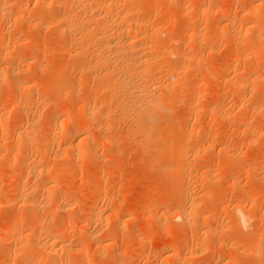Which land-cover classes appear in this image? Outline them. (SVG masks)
I'll list each match as a JSON object with an SVG mask.
<instances>
[{"label":"rangeland","instance_id":"rangeland-1","mask_svg":"<svg viewBox=\"0 0 264 264\" xmlns=\"http://www.w3.org/2000/svg\"><path fill=\"white\" fill-rule=\"evenodd\" d=\"M13 1L7 0L9 4L15 6L16 11L13 6L7 8H11L9 13L6 11L10 20L12 17V22L9 19L5 20L6 13L4 19L0 16L4 20H0V32H3L0 33V53L9 52H7L9 57L5 60L15 65L16 69H14L19 77L16 82H21V87L23 83L33 85V91L36 90L28 94V103L30 104L33 99L43 101L44 104L38 102L36 105L35 101H32L33 103L28 104L25 110H17L12 100L20 91L19 84L14 86L16 83L10 85L0 81V103H5L3 106L0 104L3 107L0 110L4 109L5 114L8 113L5 116L7 123H4L7 128L3 127L2 131L0 130V195L2 196L0 198V264H51L49 263L53 259L51 255L44 251V253L39 250L37 252L31 245L32 242L34 243L31 241L32 236L34 240H39L40 237V240L44 241L46 232L59 233L61 237L67 238L68 244L74 246L70 247L67 244V247L72 249L82 246L81 252L87 255L89 261L86 264H264V89H262L264 88V57L261 55L264 51L262 50L264 41L259 43V40H256L254 34L257 31L244 33L246 23L254 26L253 30L260 28L258 31L264 32V10L260 12L259 22L250 20V16L247 15L253 10L251 8L256 0H194L189 8L184 4L185 0H152V4L150 1L126 0L128 4H119L125 6L121 10L126 8L129 10L130 7L134 9V5L135 8L139 6L138 10L134 9L136 12L132 9L135 12L133 17L136 18L137 15V19L150 21L149 28L142 29L145 33L141 32V35L148 36L149 33L160 35L155 41L146 38L144 48L153 55L163 48L174 53L162 57L156 56L157 58L154 55V60L152 59V68H156L152 71L160 70L158 66L163 68L155 71L154 77L160 79L157 75H161L163 71L161 80L169 79L168 82L172 81L169 83L173 85L164 87L159 81V84L152 87L160 108H157L158 112L151 113L155 114L154 122L156 120L159 122L155 123L156 130L158 129L159 134H162L163 142L159 140L160 138L150 140L146 148L149 150L143 146L145 138L141 134L136 135L134 130L139 123H134L130 111L129 114L126 113L127 109H123L118 103L121 93L114 87L111 88L114 90H103V87H100L101 76L98 75L99 82L96 79L98 77L91 75L92 72L99 70L96 66L90 65L93 64L89 57L91 54L87 56L95 43L84 41L80 37L82 29L80 27L65 30L59 24L57 27L61 31H58L56 19L62 12V6L57 4L58 6L53 9L50 8L47 2L50 4L51 0H44L46 2L43 3L38 1L36 5L34 0ZM200 6L205 9L204 12H199ZM18 7H24L27 11L26 14L24 13L26 16L17 13ZM75 8L74 13L79 14L81 10ZM171 18L174 20H171L173 23L169 26ZM5 24L14 25L12 28ZM6 27L10 29L7 30ZM157 29L166 31L164 30V34L161 32L159 34L156 32ZM69 36L76 38L79 44ZM247 46L249 49L252 48L248 50ZM253 46L257 47L259 52L251 51ZM72 48L77 49L75 51ZM73 52H76V55ZM243 52L248 54L244 55ZM177 53L184 55L183 59L179 58ZM239 54L241 55L238 56ZM234 56L238 58H233ZM1 59L4 58H0V63ZM167 70L169 74H166ZM31 71L35 73L31 74L32 77L29 75ZM60 73L65 75L61 76ZM92 77L94 79H90ZM79 79L81 80L78 84L75 83ZM47 85L59 86L66 93L61 90L58 99L52 95L42 96L38 90ZM71 92L75 98L70 100L68 96ZM7 94L12 95L9 101ZM121 97L123 98V95ZM49 103H56L57 108H51ZM81 106L93 107L94 112L97 111L92 121L84 118L85 114L81 109L82 114L77 112L69 118L61 115L73 112L76 107ZM34 109L38 110L41 118L37 116L39 119L36 118L37 122L34 121L36 122L34 124L38 128L34 132H29L28 137H35L32 138L33 141L44 137L49 139L47 147L51 158H48L47 152L45 158L48 160H46L50 161L52 168L63 165L66 168L63 167V174L57 177L56 181L54 180L55 183L53 181L55 192L57 191V194L60 192L57 198L63 196L62 201L54 198L55 203L52 196H48L49 200L43 190L39 191L41 180L38 177L34 179L32 172L21 166L22 160L27 163L38 160L44 162L45 158L42 156L44 154L34 151V147L38 150L36 147L39 143L32 141L29 143L30 138L27 139L28 141L24 139L23 141H27L29 145L26 147L27 144L21 141L25 149L20 152L13 150L16 129L27 125L26 119ZM57 114L63 117V120L60 119L66 127L79 128L84 121L90 124L84 123L88 125L86 127L89 131H86L90 135L86 134L89 139L84 141L83 149H86H84L85 156L86 153L93 156L87 155L84 158L82 156L79 163L78 159L68 158L70 155L67 156V152L61 148L76 147L80 135L71 134L52 138V135H49L52 131L49 122L52 123V116ZM219 114L227 118L219 120L217 117ZM132 123L135 128L134 126L132 128ZM178 142L182 144L179 145L180 147L185 145L183 147L185 154L177 159L175 149L178 148ZM170 147L174 153L171 152ZM160 151L165 153L160 155ZM65 152L66 154L63 155ZM19 167L24 170L20 171ZM18 170L22 173H19L20 175L15 179L14 171ZM29 187L31 189H28ZM151 188H154L155 192L150 196L147 193ZM35 193L38 194V198ZM42 194L46 197H42ZM31 198L44 205L43 208H38L39 211L41 209L40 212L38 210L34 212V208L21 203L22 199L27 201L32 200ZM63 199L68 201L69 206L63 202ZM183 199L184 201L181 202ZM185 200L189 204L184 203ZM72 202L76 207L70 205L74 204ZM185 204L195 206V209L198 207V214L189 217L191 220L188 218L184 223L181 219H174L173 215L178 209L181 212L189 207ZM180 205L185 207H181L183 209L180 210ZM235 205L241 206L250 217L249 222L247 221L243 227L235 223L232 218ZM199 211L203 215H200ZM92 213L97 216L94 221ZM206 213L210 214L207 219L204 218ZM87 215L89 220L86 219ZM34 218L37 219L38 224L44 220L42 223L45 222L46 226L43 224L45 230H40L38 225L31 228L20 225L21 221L26 222ZM69 218L74 219L69 222ZM82 218L86 219V222ZM13 219L19 222L17 226L21 230V237L18 236L17 229L14 232L10 227ZM46 228L50 229L46 231ZM90 231L98 235L102 233L100 236L97 235L99 238L96 236L98 243L96 241L91 243L87 239L86 236ZM111 232L113 235L104 241L103 238ZM16 233L19 238L23 237L22 239L24 235H30L31 240L25 238L23 241L30 246V249L18 246L22 239L16 237ZM79 252L74 251L72 258H77Z\"/></svg>","mask_w":264,"mask_h":264},{"label":"bare ground","instance_id":"bare-ground-1","mask_svg":"<svg viewBox=\"0 0 264 264\" xmlns=\"http://www.w3.org/2000/svg\"><path fill=\"white\" fill-rule=\"evenodd\" d=\"M2 1V0H1ZM0 1V16H2V18L4 19V17L3 16H5L4 14L6 13V11L8 12V11H11V8L10 9H7V8H9V7H11V6H13V5H11V4H9L8 2L10 1V0H8V2H7V0H6V2H5V0H3L2 2ZM23 1H25V0H23ZM40 2V1H42V3H43V1L44 0H34V5H36L37 4V2ZM49 1V0H48ZM132 1V0H131ZM139 1V0H138ZM144 2H148V1H152V0H143ZM142 1V2H143ZM193 1L194 0H185V5H186V7H188L189 8V6H191L192 4H193ZM12 2H14L13 0H12ZM19 2V1H18ZM44 2H46V1H44ZM128 2V1H127ZM141 2V1H140ZM149 2V3H150ZM169 2V1H168ZM256 3L254 4V6L251 8V9H253L251 12H249V11H247V12H249L247 15H249L250 16V20L252 19V20H255V21H261V15H260V12L262 11V10H264V0H256L255 1ZM130 3V2H129ZM135 3H138V2H136L135 1ZM154 3V2H153ZM156 3V2H155ZM161 3V2H160ZM12 4H14V3H12ZM20 4V3H19ZM62 6V12L57 16V19H56V23L55 22H52V23H54V25L56 24V27L60 24V26L61 27H63L62 29H68V30H71L72 28H75L76 27V29L77 28H82L81 30H80V34H81V36L80 37H82V39H84V41L86 40H89V42H93V43H95V44H93L94 45V47L92 48V52L90 51V53L89 54H87V56L88 55H90L89 57H91L90 59H92L91 61H92V63L93 64H90V65H94V66H96L97 67V69H99L97 72L96 71H94V72H92L91 73V75H95L96 77H98V75L99 76H101V85H100V87H103V90L105 89V90H114L115 88V90H117V91H119V93H121V96L123 95V98L120 96V98L121 99H119V104H121L122 106H123V109L124 108H126L127 109V111H126V113L128 112V111H130V113L132 114V118L131 119H133L132 121H134V123H136V122H138L139 124H137L136 126H137V129H134V130H136V135H137V133H138V135L139 134H141L142 136H143V138H145V140H144V142H143V146H144V148L146 149L147 147H148V143H149V141L150 140H157V139H159L160 141H162L161 139V135L159 134V132L156 130V128H157V126H156V124L155 123H159L158 122V120H156L155 122H154V120H155V112H158V111H156V110H158L160 107H158V102L156 101L157 99H155L156 98V96L154 97V94L155 93H153L152 92V90H153V86H155L156 84H159L160 82L162 83V84H160V85H163L164 87L165 86H169L170 87V85H173V84H171L172 83V81H169V82H171V83H169L168 82V80H166V79H164V78H162L163 80H161V76H162V74H163V71H161L162 73H161V75H157V76H160V79H159V77H154V75H155V71H157V70H154V71H152L153 69H156V68H152V64H153V56L155 55V57L156 56H158V57H162V56H167V55H170V54H174V53H172L170 50H166V49H164L163 48V50H160V51H158L157 53H155L154 55L150 52V51H148V49L147 48H144L143 47V45H145L146 44V42H147V40H156L159 36L158 35H156V33H149V37L148 36H143V35H141L140 33L142 32V29H144V30H146L147 29V27L150 25L149 24V22L150 21H147V19H146V21L145 20H140V19H137V15H136V18L135 17H133V15H134V13L136 12V10H134V9H137V8H135L136 7V5H134L135 7H134V11L132 10V9H130L129 8V10L126 8V9H124V10H121V8H123V7H125V6H121V5H119V4H128V3H126V0H51L50 1V4H49V2H47V5H49V6H51L50 8H52L53 9V7H56V6ZM132 5L134 4V3H131ZM130 4V5H131ZM151 4H152V2H151ZM158 4V3H157ZM170 4V3H169ZM15 5V4H14ZM43 5V4H42ZM45 6H46V3L44 4ZM139 5V4H138ZM121 6V7H120ZM128 6V5H127ZM152 6V5H151ZM156 6V5H155ZM14 7V9H15V11H16V8H15V6H13ZM12 7V8H13ZM37 7V6H36ZM48 7V6H47ZM46 7V8H47ZM79 8V11L81 10V12H79V14H76V13H74V8ZM133 7V6H132ZM147 7H148V5H147ZM146 7V8H147ZM153 7V6H152ZM158 7V6H157ZM159 7H160V5H159ZM170 7V6H169ZM76 8H75V10H76ZM151 8V7H150ZM199 8V12H204L205 11V9L204 8H202L201 6L200 7H198ZM7 9V10H6ZM13 9V10H14ZM27 9V8H26ZM32 9V8H31ZM49 9V8H48ZM33 10V9H32ZM42 10V9H41ZM51 10V9H50ZM138 10V9H137ZM247 10V9H246ZM26 10H24V7L23 8H20V7H18V9H17V13L18 14H23L24 15V13L26 14V12H25ZM34 11V10H33ZM37 11V10H36ZM47 11V10H46ZM53 11V10H52ZM139 11H142V10H139ZM155 11V10H154ZM164 11V10H163ZM38 12V11H37ZM41 12V11H40ZM263 12V11H262ZM9 13V12H8ZM8 13H6V16H7V14ZM14 13V12H13ZM35 13V12H34ZM139 12L137 11V14H138ZM28 14V13H27ZM41 14V13H40ZM245 14V13H244ZM14 15V14H13ZM20 15V16H21ZM38 15V14H37ZM36 15V16H37ZM49 15V14H48ZM246 15V14H245ZM5 16V18H7V19H5V20H8L9 18H8V16L6 17ZM9 16H11V15H9ZM15 16H16V14H15ZM19 16V15H18ZM24 16H26V15H24ZM141 17V16H140ZM148 17V16H147ZM39 18V17H38ZM142 18V17H141ZM146 18V17H145ZM153 18V17H152ZM156 18V17H155ZM14 19V18H13ZM37 19V18H36ZM0 20H2L1 19V17H0ZM10 20V19H9ZM15 20V19H14ZM38 20V19H37ZM41 20V19H40ZM156 20V19H155ZM174 20V18L172 19H170L169 21V23H168V25L170 26L171 25V23H173L172 21ZM249 20V19H248ZM249 20V21H250ZM2 21H4V20H2ZM11 22H12V17H11V20H10ZM249 21H247V22H249ZM10 22V23H11ZM166 22V21H165ZM9 23V22H8ZM14 23V22H13ZM18 23V22H17ZM16 23V24H17ZM252 23V22H251ZM255 23V22H254ZM2 24H4V23H2ZM12 24V23H11ZM11 24H5V25H7V26H9L10 25V27H12L13 28V25L11 26ZM15 24V25H16ZM35 24V23H34ZM51 24V23H50ZM165 24V23H164ZM166 24H167V22H166ZM260 24V23H259ZM40 25V24H39ZM53 25V24H52ZM38 26V25H37ZM230 26V25H229ZM262 26V25H261ZM60 27V28H61ZM165 27V26H164ZM254 27V26H253ZM251 25L249 26L247 23H246V26H245V28H244V33H247L248 34V32H250V31H257V33H255L254 35H255V37H256V40H259V43H260V41H264V32L262 33V32H260V31H258L257 29L255 30H253L252 28H253ZM2 28V27H1ZM49 28V27H48ZM58 28V27H57ZM146 28V29H145ZM149 28V27H148ZM258 28V27H257ZM264 28V27H263ZM263 28H262V30H263ZM6 29H7V27H6ZM8 29H10V28H8ZM7 29V30H8ZM144 30H143V32H142V34H144L145 32H144ZM158 30V29H157ZM165 30V29H164ZM164 30L162 31V29L161 30H158V31H156L157 33H159L160 34V32L162 33V34H164L163 32H164ZM4 31H5V29H4ZM11 31V30H10ZM55 31V30H54ZM58 31H59V28H58ZM61 31V30H60ZM59 31V32H60ZM155 31H153V32H155ZM166 31V30H165ZM59 32H57V33H59ZM63 32L64 31H62V34H63ZM0 33H3L2 31L0 32ZM7 34H8V32H7ZM61 34V35H62ZM65 34V33H64ZM148 34V33H147ZM161 34V35H162ZM69 35V34H68ZM70 35H72V34H70ZM237 35V34H236ZM235 35V36H236ZM243 35V34H242ZM4 36V35H3ZM72 36H74V35H72ZM141 36H143V37H141ZM171 36V35H170ZM60 37V36H59ZM62 37L63 36H61V39H62ZM70 38H71V36H69ZM167 37V36H166ZM246 37V36H245ZM254 37V36H253ZM68 38V37H67ZM70 38H68V39H70ZM73 38V37H72ZM71 38V39H72ZM146 38H148L147 40H146ZM29 39V38H28ZM70 39V40H71ZM81 38H80V40H82ZM159 39V38H158ZM168 40H169V38H167ZM25 40V39H24ZM73 41L74 40H76V38L74 39H72ZM79 40V39H78ZM161 40H162V38H161ZM170 40H171V38H170ZM169 40V41H170ZM200 40V39H199ZM236 40V39H235ZM72 41V42H73ZM202 41V40H201ZM238 41V40H237ZM78 41L76 40L75 41V43H77ZM80 42V41H79ZM233 42V41H232ZM74 43V42H73ZM81 43V42H80ZM262 43V42H261ZM77 44H79V43H77ZM84 44V43H83ZM92 44V43H91ZM74 45V44H73ZM257 45V44H256ZM262 45V44H261ZM260 45V46H261ZM263 45H264V43H263ZM79 46V45H78ZM252 46V45H251ZM250 46V47H251ZM259 46V45H258ZM245 47V46H244ZM243 47V48H244ZM248 47V46H247ZM254 47V46H253ZM90 48V47H89ZM88 48V49H89ZM252 48V47H251ZM250 48V49H251ZM257 47H254L251 51H256V52H259L258 51V49H256ZM73 49V48H72ZM75 49H77V48H75ZM75 49H73V50H75ZM87 49V48H86ZM91 49V48H90ZM245 49V48H244ZM249 49V47H248V50H250ZM8 50V49H7ZM262 50H264V49H262ZM76 51V50H75ZM81 51V50H80ZM87 51V50H86ZM8 51H3L2 53H0V58L1 57H3L4 59H1L2 61H3V63H2V61H1V63H0V81L3 83V84H6V83H9L10 85L12 84V85H14V83H16L14 86H16L17 84H19V89H20V91L19 92H17V91H15V92H17L15 95H14V97H13V100H12V103H13V105H14V107L15 108H17V110H19V111H21V110H25V108H26V106L29 104L28 103V94L30 93H32V91H33V85L32 86H30L29 84H27V83H23V84H21L22 85V87L20 86V83H17L16 82V80L19 78L18 77V75H17V71L15 72V69H16V67H15V65H12V63L11 62H9V60L8 61H6L7 60V58L9 57V52L7 53ZM241 52V51H240ZM249 52V51H248ZM248 52H246L247 54H248ZM73 53H75V55H76V52H73ZM88 53V52H87ZM243 53H245V52H243ZM246 53L244 54V55H246ZM250 53V52H249ZM71 53L69 52V55H70ZM157 54V55H156ZM234 54V53H233ZM85 55V54H84ZM179 58H181V59H183V57H184V55H182V54H180V53H177L176 54ZM241 54H239L238 56H240ZM243 55V54H242ZM261 55H263V57H264V51H262L261 52ZM70 57V56H69ZM88 57V58H89ZM85 58H87V57H85ZM157 58V57H156ZM233 58H238V57H233ZM6 59V60H5ZM153 59V60H152ZM4 60H5V63H4ZM88 60V59H87ZM233 60H235V59H233ZM33 61H35V60H33ZM33 61H32V63H33ZM84 61H85V59H84ZM236 61V60H235ZM87 62V61H86ZM232 62H234V61H232ZM35 65H36V63H35ZM34 65V66H35ZM87 65V64H86ZM29 66V65H28ZM31 67H32V65H30ZM91 66V67H92ZM95 67V68H96ZM155 67H157L156 65H155ZM15 68V69H14ZM158 68L160 69V70H162L163 68H160V66H158ZM20 69V68H19ZM32 69V68H31ZM34 69V68H33ZM62 69V68H61ZM60 69V70H61ZM88 69H89V67H88ZM92 69V68H91ZM96 69V70H97ZM95 70V69H94ZM160 70H158V71H160ZM165 70V69H164ZM64 71V70H63ZM85 71V70H84ZM88 71V70H87ZM91 71V70H90ZM242 71V70H241ZM167 73L166 74H169L168 73V70L166 71ZM243 72V71H242ZM241 72V73H242ZM66 73V72H65ZM88 73V72H87ZM152 73H153V75H152ZM159 74H160V72H158ZM31 74H35L34 72H30V76H31ZM32 75V76H33ZM60 75L61 76H64L63 75V73H60ZM81 75V74H80ZM151 75H152V77H151ZM31 76V77H32ZM94 76V77H95ZM168 75H164V77H167ZM29 77V76H28ZM66 77V76H65ZM154 77V78H153ZM170 77V75L167 77V78H169ZM88 78V77H87ZM90 79H94L93 77L92 78H90ZM96 79H98L97 81H99V77L98 78H96ZM81 79H79V80H77L75 83H77L78 84V82L80 81ZM166 80V81H165ZM177 80V79H176ZM18 81V80H17ZM94 81V80H93ZM99 81V82H100ZM160 81V82H159ZM200 81H201V79H200ZM203 81V80H202ZM0 82V83H1ZM203 82H201V84H202ZM204 84V83H203ZM264 84V83H263ZM8 85V84H7ZM160 85H159V87H160ZM158 86V85H157ZM163 86H161V88L163 87ZM18 87V86H17ZM17 87H16V90H17ZM72 87V86H71ZM70 87V88H71ZM96 87V86H95ZM114 87V89H111V88H113ZM163 87V88H164ZM167 87H166V89H167ZM239 87V86H238ZM97 88H99V87H97ZM152 88V89H151ZM158 88V87H157ZM8 89V88H7ZM15 89V88H14ZM93 89H95V88H93ZM102 89V88H101ZM156 89V88H155ZM239 89V88H238ZM262 89H264V88H262ZM13 90V89H12ZM22 90V91H21ZM61 90L63 91V89H61L59 86H49V85H47V86H43L42 88H40L39 90H38V92L42 95V96H47V95H52V96H58L59 94H60V92H61ZM73 90V89H72ZM34 91H36V90H34ZM34 91H33V93H34ZM95 91V90H94ZM97 91H98V89H97ZM154 91V90H153ZM37 92V93H38ZM69 92H70V90H69ZM102 92V91H101ZM112 92V91H111ZM12 93V92H11ZM13 93H14V90H13ZM62 93V92H61ZM63 93H66V92H64L63 91ZM106 93V92H105ZM104 93V94H105ZM115 93V92H114ZM40 94H38V95H40ZM11 94H7V98H5V99H7L8 101H9V98L11 99L12 97V95L10 96ZM61 95V94H60ZM59 95V96H60ZM65 95H68V94H65ZM69 95L70 96H68L69 97V99L71 100V99H73V97H74V95H73V92H71V93H69ZM120 95V94H119ZM118 95V96H119ZM41 96V97H42ZM62 96H63V94H62ZM103 96V95H102ZM109 96V95H108ZM3 97V96H2ZM4 97H5V95H4ZM56 97H54V98H56ZM64 97V96H63ZM68 97H66V100H68L67 98ZM72 97V98H71ZM101 97V96H100ZM59 97H57V99H58ZM75 98V97H74ZM119 98V97H118ZM101 100V99H100ZM103 100V99H102ZM113 99L111 98V101H112ZM124 100V101H123ZM126 100V101H125ZM11 101V100H10ZM32 101L34 102L35 100H33L32 99ZM32 101H30L31 103L30 104H32L33 102ZM63 101V100H62ZM117 101V100H116ZM122 101H123V103H122ZM38 102L40 103L41 101H35V103H36V105L38 104ZM55 102H56V100H55ZM99 102V101H98ZM104 102V101H103ZM102 102V103H103ZM34 103V104H35ZM42 104H44V102L42 101L41 102ZM107 103V102H106ZM105 103V104H106ZM109 103V102H108ZM114 103V102H113ZM117 103V102H116ZM2 106L5 104H3V102L2 103H0ZM9 104V103H8ZM11 104V103H10ZM9 104V105H10ZM29 104V105H30ZM47 104H48V102H47ZM46 104V105H47ZM87 104V103H86ZM112 104V103H111ZM40 105V104H39ZM49 105H50V107L51 108H53V109H55V107H56V103H49ZM48 105V106H49ZM81 105V104H80ZM115 105H117V104H115ZM242 105V104H241ZM40 106H42V105H40ZM39 106V107H40ZM77 106V105H76ZM90 106V105H89ZM103 106V105H102ZM119 106V105H118ZM160 106V105H159ZM262 106V105H261ZM1 107V106H0ZM36 107V106H35ZM108 107V106H107ZM116 107V106H115ZM115 107H113V108H115ZM119 107H121V106H119ZM3 107H1L0 109H2ZM57 108V107H56ZM109 108H111V107H109ZM122 108V107H121ZM158 108V109H157ZM70 109V108H69ZM77 109V110H76ZM76 109L75 110H73V112H66V113H64V114H61V115H64L65 117H67V118H69V116L71 117V115L72 114H75V113H79L81 110L84 112H80L81 114L83 113V114H85V116H84V118L88 121V120H90V121H92L93 119H92V117L93 116H95V114L97 113V111L96 112H94V109H93V107L92 108H90V107H85V106H81L80 108H77L76 107ZM81 109V110H80ZM117 109V108H116ZM4 110V109H3ZM3 110H0V130L1 129H3V127H5V124L4 123H7V121H6V119H7V117H6V119H5V116L8 114H5V110L3 111ZM118 110V109H117ZM119 110H120V108H119ZM155 111V112H154ZM30 112H31V110H30ZM108 112V111H107ZM113 112V111H112ZM120 112V111H119ZM124 112V111H123ZM151 112H154V113H151ZM25 113V112H24ZM23 113V114H24ZM115 114H116V111L114 112ZM5 114V115H4ZM28 113H26V115H27ZM38 110H36L35 111V109H34V111L32 110V113H30V115H29V117H28V119H26L27 120V125H26V127H25V125H24V128L23 127H20V128H18V130L16 129V131H15V135H16V141H15V139L13 140V141H15V143H13V150H15L16 152H20L22 149H25V147H23L22 146V144L23 143H28L27 141V139L28 138H30L29 139V143H30V141H32V143L34 142H36V143H39V145L37 144V146L38 147H36V149L38 148V150H35V147H34V151H38L39 153H43L44 155H42V156H44V158H45V154L48 152V147H47V145H49L48 144V142H49V139H46L45 137V139L43 138H39V140L37 139V141H36V139H35V141H33V139L35 138H31V137H28L29 136V132H31V131H36L37 130V128H38V126H37V128H36V124H34V123H36L37 122V119L36 118H38L39 119V117H37V116H40V114H38ZM59 114V113H58ZM54 115V116H52L53 117V120H52V123L51 122H49L52 126H53V129H52V126H51V130H49V131H51V133L49 132V135L51 136L52 135V138H53V136H60V137H62V136H66V135H71V134H79L80 136H81V138H80V136H78V137H76V136H74V137H76V138H78V143H76L77 145H76V147H71V148H69V147H67V146H65V145H68V144H65L63 147L64 148H61V149H63V151H66L67 152V156H69L70 155V157H68L69 159L70 158H74V159H78V163L80 162V158H82V156H83V158H84V151L86 150L85 148V150L83 149V143H84V141H86V140H88L87 139V135H90V134H88L87 133V131L86 130H88L89 128L88 127H86V126H88V125H85V124H89V123H85L86 121H84V123H83V125H81V126H79V124H78V126H79V128H75V127H66V125L64 126L63 125V122H62V116L60 117V115ZM103 114V113H102ZM108 114V113H107ZM106 114V115H107ZM114 114V115H115ZM118 114V113H117ZM121 114H123V113H121ZM125 114V113H124ZM128 114H129V112H128ZM153 114H154V116H153ZM156 114H159V113H156ZM26 115H23V116H26ZM77 115V114H76ZM101 115V114H100ZM97 116V115H96ZM119 116V115H118ZM125 116V115H124ZM123 116V117H124ZM21 117V116H20ZM89 117V119H87ZM112 117V116H111ZM111 117H109V118H111ZM126 117V116H125ZM128 118H129V116H127ZM131 117V116H130ZM157 117V116H156ZM217 117L219 118V120H223V119H225V118H227L225 115H222V114H219V115H217ZM40 118H41V116H40ZM62 120H61V119ZM24 119V118H23ZM52 119V118H51ZM84 119V120H85ZM117 119V118H116ZM121 119H122V117H121ZM127 119V118H126ZM158 119V118H157ZM26 120H24V121H26ZM98 120H99V118H98ZM113 120V119H112ZM227 120V119H226ZM6 121V122H5ZM34 121H36V122H34ZM51 121V120H50ZM101 121V120H100ZM118 121V120H117ZM160 121V120H159ZM65 122V121H64ZM129 122V121H128ZM127 122V123H128ZM161 122V121H160ZM101 124V123H100ZM133 124V123H132ZM23 125V124H22ZM90 125V124H89ZM103 126V125H102ZM128 126V125H127ZM132 126V128H133V126H134V124L133 125H131ZM101 127V126H100ZM5 128H7V127H5ZM87 128V129H86ZM103 128V127H102ZM107 128V127H106ZM110 128V127H109ZM134 128H135V126H134ZM159 128V127H158ZM161 128V127H160ZM50 129V128H49ZM104 129V128H103ZM128 130V129H127ZM126 130V131H127ZM130 130V129H129ZM132 130V129H131ZM2 131V130H1ZM5 131V130H4ZM89 131V130H88ZM101 131V130H100ZM133 131V130H132ZM14 132V131H13ZM135 132V131H134ZM129 133H130V131H129ZM87 134V135H86ZM127 134V133H126ZM26 135V136H25ZM48 135V137H50ZM130 135V134H129ZM14 136V135H13ZM141 136V137H142ZM42 137V136H41ZM91 137V136H90ZM15 138V137H14ZM140 138V137H139ZM24 139H26L27 141L26 142H24L25 140ZM32 139V140H31ZM137 139H138V137H137ZM142 139V138H141ZM164 139V142H165V138H163ZM24 140V141H23ZM75 140V139H74ZM77 140V139H76ZM21 141H23V143H20ZM50 141H51V137H50ZM140 141H142V140H140ZM183 141V140H182ZM72 142V141H71ZM163 142V141H162ZM181 142V141H180ZM180 142H178L179 144L177 145L178 146V148L177 149H175L176 150V152L175 153H177V155L178 156H176L177 157V159L178 158H181L182 156H183V153H184V149H183V147L185 146H183V147H180V146H182V144L180 145ZM75 143V142H74ZM88 143V142H87ZM141 143V142H140ZM184 143V142H183ZM72 144V143H71ZM71 144H69V145H71ZM29 144H27L26 145V147L28 146ZM75 145V144H74ZM73 145V146H74ZM174 145H176V143L174 144ZM180 145V146H179ZM12 146V145H11ZM87 146V145H86ZM88 147V146H87ZM172 147H173V145H172ZM4 149V148H3ZM143 149V148H142ZM168 149V148H167ZM170 149H171V152H173L172 151V148L170 147ZM12 150V151H13ZM93 150V149H92ZM144 150V149H143ZM146 150H149V149H146ZM162 150V149H161ZM174 150V151H175ZM11 151V150H10ZM62 150H61V152H63ZM89 151V150H88ZM87 151V152H88ZM164 151V150H163ZM59 152H60V150H59ZM66 152L65 153H63V155L64 154H66ZM70 152V153H69ZM91 152V151H90ZM94 152V151H93ZM145 152V151H144ZM147 152H149V151H147ZM161 152V151H160ZM169 152V151H168ZM3 153V152H2ZM52 153V152H51ZM56 152H54V154H55ZM92 153V152H91ZM165 152H161V154L160 155H162V154H164ZM174 153V152H173ZM20 154V153H19ZM48 154H50L49 152L47 153V155ZM53 154V153H52ZM69 154V155H68ZM140 154V153H139ZM185 154V153H184ZM61 155V154H60ZM60 155H58V156H60ZM87 155H88V153H86V156L85 157H87ZM49 156H51V155H48V158H51V157H49ZM62 156V155H61ZM60 156V157H61ZM67 156H65V158L67 159ZM88 156H93L92 154H90V155H88ZM54 157V156H53ZM55 157H56V155H55ZM54 157V158H55ZM17 158H19V157H17ZM16 158V159H17ZM48 158H45V160L47 159L48 160ZM63 159L64 161L66 160V159ZM93 158V157H92ZM20 159V158H19ZM42 158H40V160H41ZM53 159V158H52ZM22 160V159H21ZM45 160H44V162H45ZM46 160V164L44 163V162H41V161H37V162H33V163H27V162H25L24 160H22L21 162H23L22 163V165L21 166H23V168H27L28 169V172H32L31 173V175L34 177V179H36V177H38L40 180H41V190H39V191H41L42 192V190H43V192H44V194L45 195H47V197L45 196V195H43L42 194V197H46V198H48V196H52V198H53V201H54V198H56V199H59V198H57L58 196H60V192H59V194H57L58 192L56 191L55 192V185H54V183H55V179H57V177H59V176H61L62 174H63V172H64V170H63V167H64V165H63V167H56V166H54V167H56V168H52L51 167V165L52 164H50L48 161ZM51 160V159H50ZM55 160V159H54ZM43 161V160H42ZM57 161V160H56ZM73 161H75V160H73ZM50 164V166H48L49 164ZM55 162V161H54ZM52 163H53V160H52ZM66 162H64V164H65ZM77 163V164H78ZM61 164V163H60ZM76 164V163H75ZM75 164H73V165H75ZM14 165V164H13ZM20 165V164H19ZM10 166V165H9ZM8 166V167H9ZM53 166V165H52ZM21 167H19V170L20 171H23L24 169H20ZM65 168V167H64ZM80 168V167H79ZM66 169V168H65ZM14 171L15 172V174H14V178L16 179V178H18V176L20 175L19 173H22V172H20V171ZM29 170H31V171H29ZM27 173V172H26ZM29 173V174H30ZM38 178H37V180H38ZM55 180V181H54ZM53 181H54V183H53ZM38 182H40V181H38ZM37 182V183H38ZM98 183V182H97ZM204 183V182H203ZM11 184V183H10ZM26 184V183H25ZM39 184V183H38ZM232 184V183H231ZM230 184V185H231ZM229 185V186H230ZM228 186V185H227ZM232 186V185H231ZM36 187H37V185H36ZM34 188V187H33ZM38 188V187H37ZM23 189V188H22ZM28 189H31L30 187L28 188ZM27 190V189H26ZM32 190H34V189H32ZM32 190H28V191H32ZM36 190V189H35ZM77 190V189H76ZM182 190V192H183V189H181ZM180 190V191H181ZM25 191V190H24ZM23 191V192H24ZM21 192V191H20ZM34 192V191H33ZM155 192V189L154 188H151L150 190H149V193H147V195H150L151 193H154ZM182 192H180V193H182ZM31 193V192H30ZM36 193H37V191H36ZM36 193H35V195H36ZM178 193V192H177ZM22 194H24V193H22ZM33 194V193H32ZM32 194H31V196H32ZM81 194V193H80ZM102 194V193H101ZM146 194V193H145ZM25 195V194H24ZM29 195V194H28ZM152 195V194H151ZM150 195V196H151ZM172 196L174 195V194H171ZM176 195V194H175ZM180 195V194H179ZM38 196V194L36 195V197ZM99 196V195H98ZM2 196L0 195V198H1ZM34 197V196H33ZM41 197V196H40ZM39 197V198H40ZM44 197V198H45ZM144 197H145V195H144ZM202 197V196H201ZM21 198H23V197H21ZM35 198V197H34ZM38 198V197H37ZM43 198V199H44ZM61 198H63V196L61 195V197H60V199ZM191 199H192V197H190ZM32 199V198H31ZM36 199V198H35ZM35 199H32V200H23L22 199V201H21V203H26L27 205H29L30 206V208L32 207V208H34V212L36 211V210H38L39 211V209L38 208H43L42 206H44V205H40V201H39V203H38V200H35ZM49 199V198H48ZM48 199H45V200H48ZM59 199V200H60ZM185 199V198H184ZM184 199L181 201V202H183L184 201ZM187 199V198H186ZM21 200V199H20ZM19 200V201H20ZM50 200V199H49ZM48 200V201H49ZM64 200V199H63ZM60 201H62V199L60 200ZM72 201V200H71ZM70 200H69V202H71ZM187 200H185V202L184 203H187V204H189L188 202H186ZM188 201H189V199H188ZM192 202H194V200H191ZM45 202H47V201H45ZM45 202H43V204L45 203ZM56 201H54V203H55ZM64 203H66L68 206H69V203H68V201H63ZM75 202V201H74ZM74 202H72V203H74ZM58 203V202H57ZM60 203H62V202H60ZM52 204V203H51ZM181 204V203H180ZM183 204V203H182ZM187 204H185V206L187 205ZM26 205V206H27ZM45 205H47V204H45ZM49 205V204H48ZM55 205H57V204H55ZM60 205V204H59ZM65 205V204H64ZM71 206H75L76 207V204L74 203V204H70ZM28 206V207H29ZM66 206V205H65ZM184 205H180V210L181 209H183V208H181V207H183ZM184 206V207H185ZM187 206H189L188 208L186 207V208H184L183 209V211L181 210V212L179 211V209H178V211H177V213L175 212L174 213V215H173V213L171 214V215H173V218L175 219H181V221H184V223L186 222V220L189 218V217H192V216H194V215H197L198 214V207H197V209H195V206L194 207H192L191 205H187ZM52 207V206H51ZM118 207V206H117ZM53 208V207H52ZM56 208H59V206H56ZM60 208H61V205H60ZM63 208V207H62ZM66 208V207H65ZM64 208V209H65ZM96 208V207H95ZM66 209H68V208H66ZM33 210V209H32ZM52 210V209H51ZM94 210V209H93ZM40 211H41V209H40ZM39 211V212H40ZM48 211V210H47ZM37 212V211H36ZM53 212V211H52ZM92 212V211H91ZM91 212H90V214H91ZM94 212V211H93ZM200 212L201 211H199V214H200ZM79 214H81V213H79ZM93 214V213H92ZM95 214H96V212H95ZM100 214V213H99ZM208 214V215H207ZM170 215V216H171ZM200 215H203V214H200ZM205 215V214H204ZM38 215H36V217H37ZM86 216V215H85ZM92 216V215H91ZM90 216V217H91ZM209 216H210V214L209 213H206V216H204V218L205 219H207V218H209ZM84 217V216H83ZM97 216H95L94 214H93V216H92V219H93V221H94V218H96ZM172 217V216H171ZM170 217V218H171ZM203 217V216H202ZM31 218H32V216H31ZM47 218V217H46ZM89 218V216L87 215V218L86 219H88ZM98 218H100L99 216H98ZM97 218V219H98ZM172 218V219H173ZM233 219H234V221H235V223H237L238 225L239 224H241V225H239L240 227H243V226H245V224H247V221L249 222V216H248V214H246L245 213V211L243 210V208L241 207V206H239V205H235L234 207H233V217H232ZM72 219H74V218H72ZM72 219H68L69 220V222L72 220ZM82 219H84V218H82ZM86 219H84V221L86 220ZM16 220V219H15ZM18 220V219H17ZM39 220V219H38ZM79 220V219H78ZM89 220V219H88ZM100 220V219H99ZM102 220V219H101ZM100 220V221H101ZM189 220H191L190 218H189ZM13 221H14V219L12 220V224H10V227H11V229L15 232V229H17L18 231H19V234H18V236H20L21 237V234H20V228H18V226H17V223H19V222H17V221H14V223H13ZM44 221V220H43ZM42 221V222H43ZM92 221V220H91ZM91 221H89L90 223H91ZM92 221V222H93ZM98 221V220H97ZM100 221H98V222H100ZM41 222V224H40V222H39V224H38V221H37V219L36 218H34V219H32V220H28V221H21L20 222V225H24V226H26L27 228L29 227V228H31V227H36L37 225L40 227V230H45L44 228H45V222L44 223H42ZM65 222H67V221H65ZM82 222H83V220H82ZM86 222V221H85ZM89 222H88V224H89ZM190 222V221H189ZM68 223V222H67ZM234 223V224H235ZM45 226H44V225ZM68 224H70V223H68ZM82 224H84V223H82ZM87 224V223H86ZM97 224V223H96ZM183 224V223H182ZM242 224H244V225H242ZM19 225V224H18ZM236 225V224H235ZM47 226H49V225H47ZM83 226V225H82ZM86 225H84L83 227H85ZM87 226H90V225H87ZM17 227V228H16ZM20 227V226H19ZM38 227V228H39ZM99 227H101V226H99ZM238 227V226H237ZM239 227V228H240ZM92 228V227H91ZM96 228V227H95ZM48 228H46V231H48L47 230ZM102 229V228H101ZM193 229V228H192ZM194 229H195V227H194ZM16 230V231H17ZM80 230V229H79ZM98 230V229H97ZM99 230H100V228H99ZM98 230V231H99ZM17 231V232H18ZM42 231H40L41 233H43ZM45 231V232H46ZM39 232V233H40ZM79 232V231H78ZM86 233V232H85ZM88 233V232H87ZM116 233V232H115ZM45 234V233H44ZM102 234V233H101ZM100 234V235H101ZM23 235H24V233H23ZM98 234L96 233V232H89V234L86 236L87 237V239L89 240V241H91V243H92V241L93 242H95L96 241V239H97V237L98 236H100V235H98ZM113 235V232H111V234H109L108 236H106L105 238H103L104 239V241H106V240H108V238L110 237V236H112ZM17 236V233H16V237H18ZM41 236V235H40ZM42 236H43V234H42ZM77 236V235H76ZM97 236V237H96ZM19 238V237H18ZM23 238V237H22ZM22 238H19V239H22ZM29 239V240H31V241H34V243L32 244L31 243V245L33 246H31L32 247V249L34 248L35 249V251H37L38 252V250L40 251V252H46V253H48L49 255H51L52 256V258L53 259H51L50 261H52V262H49V263H51V264H86L87 262H89L88 260H87V255L85 254V253H83V252H81L82 251V246H79L80 248H77V247H75V249H72V248H70V247H74V246H71L70 244H68V239L67 238H63V237H61L60 236V234L59 233H48L47 234V232H46V235H45V239H44V241H41L40 240V237L38 238L39 240H34V237L32 236L31 237V239H30V235H24V239ZM99 238V237H98ZM24 239H22V241L20 242L21 244H17L19 247H20V245L22 246V248L23 249H30V246H28V244L26 243V242H23V241H25ZM102 239V238H101ZM17 241V240H16ZM80 241V240H79ZM87 241V240H86ZM102 241V240H101ZM97 242V241H96ZM98 243V242H97ZM67 244L70 246V247H67ZM76 245V244H75ZM77 248V249H76ZM22 249V250H23ZM32 249H31V251H32ZM178 249V248H177ZM27 251V250H26ZM78 252V251H80L79 253H77V258H72L73 256H72V253L73 252ZM43 252V253H44ZM71 252V253H70ZM15 254V253H14ZM23 254V253H22ZM49 255H47V256H49ZM76 255V254H75ZM76 257V256H75ZM115 258H116V256H114ZM6 258V257H5ZM51 258V257H50ZM114 258V259H115ZM10 262V261H9ZM20 264V263H19Z\"/></svg>","mask_w":264,"mask_h":264}]
</instances>
